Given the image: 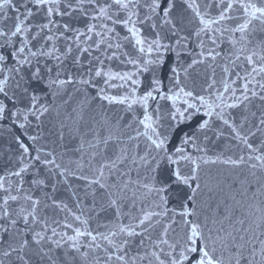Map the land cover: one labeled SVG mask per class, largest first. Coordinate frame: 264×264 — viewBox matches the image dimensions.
<instances>
[{"label":"snow or ice","instance_id":"6c2138e0","mask_svg":"<svg viewBox=\"0 0 264 264\" xmlns=\"http://www.w3.org/2000/svg\"><path fill=\"white\" fill-rule=\"evenodd\" d=\"M0 264H264V0H0Z\"/></svg>","mask_w":264,"mask_h":264}]
</instances>
